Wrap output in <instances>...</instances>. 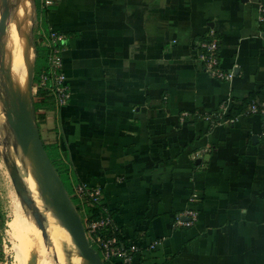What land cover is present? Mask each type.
Segmentation results:
<instances>
[{
	"label": "crops",
	"instance_id": "crops-1",
	"mask_svg": "<svg viewBox=\"0 0 264 264\" xmlns=\"http://www.w3.org/2000/svg\"><path fill=\"white\" fill-rule=\"evenodd\" d=\"M52 2L37 31L67 36L70 98L59 105L34 87L41 137L68 153L77 184L100 189L125 242L145 249L136 264H264V142L245 106L264 99V0ZM211 30L231 81L197 59ZM28 45L23 95L36 59ZM190 207L198 221L175 227Z\"/></svg>",
	"mask_w": 264,
	"mask_h": 264
},
{
	"label": "rangeland",
	"instance_id": "rangeland-1",
	"mask_svg": "<svg viewBox=\"0 0 264 264\" xmlns=\"http://www.w3.org/2000/svg\"><path fill=\"white\" fill-rule=\"evenodd\" d=\"M40 4L43 14L44 0H40ZM8 6L11 14L7 20L5 36H0V44L5 43L6 49L8 47V50L12 52L9 55L6 53V62L8 67H12L16 87L21 89L24 74L17 72L19 46L27 32L28 42L30 39L34 50L40 37L37 30L40 27L38 21L41 17L37 16L35 0H8ZM3 62L0 47V104L2 108L4 102L9 100L6 92L9 82L2 71ZM34 62L35 53L33 68ZM19 150L6 117L4 121L0 117V264H23L24 261L26 264H72L73 262L74 264H86L70 234L41 196L40 185L35 178V173L31 175L32 180H29L27 173L21 167L18 168L20 176L23 177L22 181L24 180L32 193L31 197L26 189L27 196L33 201L31 205H28L29 203H26L16 190L11 178V165L15 162L9 157L11 153L17 155ZM20 161L22 162V159ZM16 206L22 212L18 223L14 219ZM34 211L40 214L46 234L39 230L32 215ZM5 241L7 246L4 248ZM22 252H25L26 258L22 257Z\"/></svg>",
	"mask_w": 264,
	"mask_h": 264
},
{
	"label": "built area",
	"instance_id": "built-area-1",
	"mask_svg": "<svg viewBox=\"0 0 264 264\" xmlns=\"http://www.w3.org/2000/svg\"><path fill=\"white\" fill-rule=\"evenodd\" d=\"M45 7L52 5V0H44ZM259 21L264 23V4L259 7ZM41 43L43 46L50 49L49 53V68L43 69L39 75V82L34 87L36 89L49 90L55 97L59 105H65L70 98V89L67 84V77L63 72V58L62 53L65 49V41L67 36L65 33L58 31L57 29H50L47 36L40 34ZM220 40L217 37L214 30L209 31L205 40L201 41L198 45L197 59L203 65L204 72L216 77L222 81H231L235 78V70H225L222 66L220 55ZM222 109L225 110V106L222 105ZM246 113L261 118V125L259 131V137L264 142V99L255 98L250 102L246 109ZM223 111L218 113L215 117L210 118L214 121L216 117L222 118ZM234 121V120H233ZM232 121V122H233ZM78 193L83 195H89L88 199H93L95 202L102 200L100 189L89 190L86 185H79ZM199 200V193L194 192L190 196L189 202L194 205ZM199 219L198 212L192 207L187 208L181 214H178L175 218V227L189 228L193 226ZM111 227V230L104 232V237L100 231ZM86 229L87 236L89 237L91 244H98L104 254L103 260H115L118 264H136L135 257L139 253H143L145 250L142 246L135 243L122 242L117 233H120L118 225H114L110 217L102 219L100 221L93 222ZM158 242H153L146 250H153L156 248ZM6 241L4 242V248L6 247Z\"/></svg>",
	"mask_w": 264,
	"mask_h": 264
},
{
	"label": "water",
	"instance_id": "water-1",
	"mask_svg": "<svg viewBox=\"0 0 264 264\" xmlns=\"http://www.w3.org/2000/svg\"><path fill=\"white\" fill-rule=\"evenodd\" d=\"M0 11V36L4 37L7 20L11 14L8 0H1ZM2 45L3 43L0 44L1 49ZM2 68L9 82L4 62ZM29 86L31 88L29 100H26L9 85L6 86L9 100L4 102L3 113L13 131L18 146L24 154L29 155L33 160L36 177L45 203L53 209L63 227L69 232L80 256L86 264H105L100 253L91 244L82 216L74 205L62 178L45 149L33 101L34 68ZM11 178L18 193L26 203H29L28 205H31L33 201L26 194V187L15 163L11 165ZM32 215L38 228L43 231V234H46L45 225L38 211H34Z\"/></svg>",
	"mask_w": 264,
	"mask_h": 264
},
{
	"label": "trees",
	"instance_id": "trees-1",
	"mask_svg": "<svg viewBox=\"0 0 264 264\" xmlns=\"http://www.w3.org/2000/svg\"><path fill=\"white\" fill-rule=\"evenodd\" d=\"M35 7L37 10V16L41 17V22H42V16H43V18L45 17L46 7H43V8H45V9H43L44 10L43 14L41 13V10H40V8H41L40 0H35ZM42 25H44V24L42 23ZM41 38H42V36L38 38V41H37L38 43L35 44L36 59H35L34 69H35L36 80H39V75L43 69L49 68L48 57H49L50 49L42 45V43L40 41ZM37 93L40 96L46 95V98H48V97L51 98L53 96L49 90L39 89L37 91ZM254 99H255V96L252 95L251 98L249 99V101H247L245 103V106L248 107L250 102ZM36 108L38 110V105H36ZM42 119H43L42 117L37 115V121H38L39 127H40V124L42 122ZM44 145H45V149H46L52 163L54 164L56 170L58 171L60 177L62 178V180L66 186V189L72 198L74 205L76 206L79 213L81 214L84 225L87 228V230H88V226L90 224H92L93 222L100 221L102 219H106L107 217H110L111 220L113 221L114 225L116 224L119 226L120 233H117V237H119V239L122 242H125L124 230L117 223L112 212L109 211L107 209V207L105 206V204L103 203V198H102V200L95 202L93 199H91V200L88 199L89 195H87V194L81 195L78 193V187H79V185H82V184H77L78 181L75 180L77 177L71 171V169L69 167L70 165L68 163L69 162L68 161L69 160L68 153H64V154L61 153L58 145H56V144H54V145L44 144ZM64 159L66 160V163H64ZM87 187L89 190L99 189L97 187H90V186H87ZM107 230H111V227L100 230V231H102L101 234L104 237L107 236V235H104V232H105V234H106V232H108ZM108 237L109 236H107L106 238H108ZM94 248L100 253L102 258L104 259V254H103V251L101 250L100 246H98V244L95 243ZM104 262H105V264H118L115 260L109 261V260L105 259Z\"/></svg>",
	"mask_w": 264,
	"mask_h": 264
},
{
	"label": "bare ground",
	"instance_id": "bare-ground-1",
	"mask_svg": "<svg viewBox=\"0 0 264 264\" xmlns=\"http://www.w3.org/2000/svg\"><path fill=\"white\" fill-rule=\"evenodd\" d=\"M0 3H1V0H0ZM1 50H2V58H3V61H4V65H5V68H6L7 72H8V78H9V84L8 85L12 89H14L17 93L21 94L26 100H29L30 99V91H31V88L29 86V83H30V79H31V76H32V68H33V61H34V59H33V61H31V76L30 77L28 76V80H27V93L23 95V93L21 92V89H19L18 87H16L15 80H14V75H13V72H12L13 71L12 70V67H8L7 66V63L5 62V52H6V44L5 43H3ZM19 55H20V58H21V61L19 63V68L20 69H25L26 67H28L27 64H28V55H29V45H28V41H27L26 35L23 36V39H22V41L20 43V46H19ZM2 109H3L2 108V105L0 104V117L4 121L5 120V115H4ZM9 158H11L13 160V162L16 163V165H17L18 168L21 167L27 173V179L32 180L31 175H32L33 172L35 173V168H34L33 160L31 159V157L29 155L24 154L23 151L20 148V150H19V152H18L17 155L11 153V157H9ZM20 159H22V162L20 161ZM34 175H35V178L37 180L36 173ZM21 178L23 179L22 176H21ZM22 182H23L24 186L26 187V189L28 190V192L30 193V195L32 197V193L27 188L24 180ZM37 182H38V180H37ZM45 208H46V206H45ZM24 253L25 252H22V257L23 258H26L25 255H24ZM23 264H26V262L24 261ZM72 264H74V262Z\"/></svg>",
	"mask_w": 264,
	"mask_h": 264
}]
</instances>
